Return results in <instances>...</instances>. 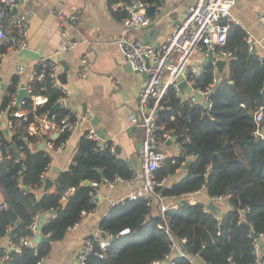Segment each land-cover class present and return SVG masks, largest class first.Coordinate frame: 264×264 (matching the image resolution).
<instances>
[{
    "label": "trees",
    "instance_id": "obj_1",
    "mask_svg": "<svg viewBox=\"0 0 264 264\" xmlns=\"http://www.w3.org/2000/svg\"><path fill=\"white\" fill-rule=\"evenodd\" d=\"M115 1L118 0H108V5ZM145 1L155 6L164 0ZM113 12L125 16L121 11ZM247 36L241 25H231L228 47L236 58L228 60L225 71L219 73L221 80L211 96V107L201 100H184L171 87L159 113V122L164 126L160 132L176 135L181 153H168L165 164L156 170L157 179L175 175L177 168L187 165L179 180L166 183L159 191L165 197H173L203 189L208 202L212 197L229 195L226 209L220 208L221 203L218 212L205 213L208 202L191 203L190 196H186L178 207L163 214L161 201L156 199L154 204V196L128 199L113 206L100 220L99 229L111 235L110 244L103 256L93 253L86 264H153L166 258L175 244L186 256L174 254V264H193L198 259L215 264H225L229 258L237 264L254 261L253 238L249 234L264 232V120L260 122L263 136L255 134L258 126L255 113L264 105V54L248 49ZM7 49V45L0 44V52ZM206 67L203 85L212 80L214 64L208 62ZM19 81V76H15L1 103L11 119L14 110L9 106L11 93ZM31 85L36 93L48 96V102L16 127L10 139L0 132L9 167L0 176L6 192L0 205L7 204L5 208L0 206V239L7 237L11 248L20 236L31 234L30 225L36 214L49 213L42 232L51 240L41 241L35 248L22 247L21 251L0 246V255L9 251V258L1 264H39L50 253L52 242L62 239L85 213L95 208L91 193H96L97 187L91 182L99 185L116 175L126 179L136 177L128 161L110 150L111 142L100 150L85 134L70 166L58 174L56 189L39 196L36 190L45 184L43 176L51 156L45 149L31 147L41 138L30 135L27 128L35 115L52 116L59 92L48 80H33ZM65 112L60 108L52 114L62 116ZM22 134L28 138L22 139ZM68 135L62 134L59 142H64ZM13 143L22 156L16 154ZM71 188L74 190L68 194ZM214 213H219V220ZM126 228L129 231L121 233Z\"/></svg>",
    "mask_w": 264,
    "mask_h": 264
},
{
    "label": "crops",
    "instance_id": "obj_2",
    "mask_svg": "<svg viewBox=\"0 0 264 264\" xmlns=\"http://www.w3.org/2000/svg\"><path fill=\"white\" fill-rule=\"evenodd\" d=\"M192 2L194 0H164L160 18L158 20L154 18L157 16L155 11L148 14L153 17L152 23L136 30L132 38L146 44L162 41L183 18L188 5ZM23 7L31 11L27 24L26 48L42 57L57 59L61 64L60 74L64 71L62 62H66L69 66V75L65 84L70 90L66 105L80 115V121L65 139L61 151L50 150L44 144V138L59 142L64 134L57 124L47 120L44 121L42 134L38 135L41 139L37 141V145L31 144L33 149H42L40 147L44 144L43 149L51 156L45 182L46 178H50L53 183L48 190H45L44 184L36 190L37 194L40 196L56 189L55 180L58 174L70 166L81 139L90 129L98 132L104 141L111 142L120 157L127 161L131 159L133 166L137 164V171H134L135 178L119 181L114 185L104 181L99 184L95 208L85 213L81 221L71 227L62 239L53 241L50 253L40 262V264H76L78 252L85 238L96 233L103 236L99 229L100 220L113 206L119 204L118 201L122 197L141 186L140 149L145 138V129L141 125H130L129 116L138 110L139 92L146 79L142 72L131 67L118 48L117 39L125 30L123 17L112 11L108 0H25ZM232 11L247 35L255 38L256 52L264 54V26L256 18L258 13L264 14V0H236ZM73 14L78 15L77 23L69 25L67 35L63 36L61 32L63 19ZM131 31L127 32L129 38ZM67 38L77 39L78 43L64 55H57L56 50L61 41ZM83 56H88L90 64L84 76H79L78 70ZM0 59V132L10 139L13 129L8 127L10 118L1 108V103L15 76L18 75L23 84L31 81L33 64L37 59L29 55H21L20 51L14 49L7 50ZM21 64H25L26 69L23 73H18ZM225 68L226 66L223 72ZM6 129L9 131L6 132ZM0 146H3L1 136ZM118 147L120 151L117 150ZM165 149L167 154L181 153V147L175 141L167 142ZM20 155H23L21 151ZM6 158L0 163V176L9 169ZM184 165L177 168L175 175L166 177L167 184L183 176L186 172ZM186 196L204 203L209 200L206 191L202 189L198 193L185 196H164L163 201L179 204ZM5 197L6 192L0 182V202L4 201ZM152 201L156 204L155 197ZM222 204L221 207L220 204L217 205L218 209L220 207L225 210L227 202ZM10 245L7 237L0 239V246L10 248ZM176 253L175 250L174 254Z\"/></svg>",
    "mask_w": 264,
    "mask_h": 264
},
{
    "label": "built area",
    "instance_id": "obj_3",
    "mask_svg": "<svg viewBox=\"0 0 264 264\" xmlns=\"http://www.w3.org/2000/svg\"><path fill=\"white\" fill-rule=\"evenodd\" d=\"M24 1L0 0V44L7 45V50L14 49L21 51L27 47V24L31 11L23 7ZM235 3L236 0H194V2L188 5L186 13L179 23L162 41L155 44H146L138 39L129 38L127 35V32L131 30L144 28L152 23L153 17L147 14V8L150 6L148 2L145 0H118L110 5L113 11L125 13L122 20L125 30L117 39L119 50L127 58L134 70L148 72V78L139 92L138 110L129 116L130 125H141L145 129V138L140 149V178L142 183L136 190L122 197L118 203L125 202L128 199H149L154 196L161 201V211L163 214L171 207H178V204L170 205L164 202V196L158 189L166 184V178L158 180L156 177V170L165 164L168 155L165 149L166 144L169 141H175L179 145L176 135L172 132H160L164 126L159 122V113L163 109V99L171 87L174 88L176 94L182 99L189 102L201 100L208 107H211V96L221 80L215 61L226 60L228 62V60L236 58L234 51L228 47V32L231 25L239 24V20L232 11ZM162 7V4L155 5V14L157 16L154 18L156 20L160 18ZM14 10H17V12L13 13ZM256 18L264 26V14L258 13ZM77 20V14L63 19L61 27L63 36L67 35L68 26L76 24ZM8 25L11 27L10 29ZM246 42L248 49L253 51L256 46L255 38L248 35ZM77 43V39L67 38L62 40L56 50V54L64 55ZM6 52H0V57ZM210 55H213L215 59L213 62L212 80L203 85L201 83L207 72L206 63H208L207 59ZM89 64L88 56H83L78 70L79 76H84ZM25 69L26 65L21 64L18 67V73H23ZM60 69L61 64L57 59L42 56L37 59L33 64L32 79L28 84H25L29 98L17 104L19 90L23 85L21 80L11 93L9 106L13 107L14 110L11 112L12 119L8 120V127L10 129L14 130L16 127L22 126L28 120L31 113L35 114L38 109L48 102V96L36 93L31 85L33 80H48L50 86L59 92L55 104H63V109L66 112L62 116L51 114L52 116L49 117L47 113L35 115L34 120L30 122L27 128V132L30 135L42 134L43 124L46 120L57 124L63 133H70L74 130L80 121V115L66 105L70 90L59 78ZM182 81H186L184 90H181L179 87ZM198 95L200 96L198 97ZM262 120H264V105H261L255 113V121L258 125L255 132L256 135L263 136V132L260 129V122ZM86 136L88 139L95 141L97 149L101 150L109 146L94 129H90L86 133ZM21 138L27 139L28 137L22 134ZM186 140H190V138L186 137ZM44 144L50 150L58 152L62 150L64 142L58 143L44 138ZM110 150L115 152L116 147L111 144ZM6 156L5 147L0 146V163ZM188 157H191V155ZM45 177L44 175L43 183L45 182ZM125 180L127 179L116 175L114 179H105L104 182L114 185L119 181ZM91 183L97 187L98 191V183ZM73 190L74 188L69 189L68 194ZM201 190L193 193H198ZM96 195L97 192L91 193L93 200H96ZM228 197L229 195L215 196L210 201L219 205L227 201ZM197 201L199 200L190 199L191 203H196ZM0 206L1 208H5L7 204L3 202ZM210 211L206 204L204 212L209 213ZM214 214L216 219L219 220V213ZM53 217L56 218V215L53 214ZM40 218V214L34 216V220L30 225L31 234L20 236L19 242L14 243L11 249L21 251L22 247L35 248L37 246L33 237L38 232ZM160 227L163 226L161 225ZM166 230L169 232L168 226ZM128 231L129 229L126 228L121 233ZM105 234L106 237L96 233L85 238L78 252L76 264H86L88 257L93 253L97 256L104 255L111 238L110 234ZM249 235L253 238L252 253L254 255V261L250 264H264V232H251ZM96 244L98 245V249L96 248ZM175 250L177 252L176 256H186L178 244H175L171 252L166 255V258L156 260L153 264H174L175 256L173 254ZM7 258H9L8 250L0 255V264ZM193 264L215 263L203 262L198 259L193 260ZM225 264L237 263L229 258V261Z\"/></svg>",
    "mask_w": 264,
    "mask_h": 264
},
{
    "label": "water",
    "instance_id": "obj_4",
    "mask_svg": "<svg viewBox=\"0 0 264 264\" xmlns=\"http://www.w3.org/2000/svg\"><path fill=\"white\" fill-rule=\"evenodd\" d=\"M155 6L154 5H151L147 8V14H152L154 13L155 11ZM17 10H14L13 13H16ZM9 19V18H8ZM139 29H143V28H139ZM138 30V29H137ZM136 30H132L131 32V38L133 37V34ZM253 52H256V48L253 49ZM20 54L21 55H29L31 57H34L36 59H39L41 58L40 54H37L35 52H32V50L28 49V48H24L23 50L20 51ZM215 61L213 55H210L207 59V62L209 63H213ZM63 66H64V71L60 74V79L62 82L66 83L67 82V78H68V71H69V66L66 64V62H62ZM215 65L216 67L218 68V71L219 72H223V69L224 67L227 65V61L226 60H217L215 61ZM143 75H144V78L147 79L148 78V72L147 71H143L142 72ZM179 87L181 88V90H184V88L186 87V81H182L180 84H179ZM200 95H198L199 97ZM26 98H29V94L27 92V88L25 87V84L22 85V87L20 88L19 90V95H18V100H17V104H19L22 100L26 99ZM61 106H64L63 104H56L52 110H51V114L54 113V111L58 108H60ZM9 130L6 129V132H8ZM12 147L13 149L16 151V154L19 156L20 155V150L18 149L16 143H13L12 144ZM40 148H44V144L41 145ZM118 151H120V148L118 147L117 148ZM129 165L133 168L134 171H137V164H132V160L130 159L128 161ZM186 164L184 165V167L186 168ZM102 173V171H101ZM53 183V180L50 179V178H46V182H45V190H48L49 187L52 185ZM208 208L213 211V212H218V206L216 204L213 203V201H210L208 204H207ZM54 213V212H53ZM49 215V213H45L41 216L40 218V221H39V226H38V232L35 234V236L33 237V240L36 242V243H39L41 241H49L51 240V238L49 236H44L43 235V232H42V229H43V223H44V220L47 218V216ZM250 227V225H249ZM12 234V231L9 233V235ZM103 237H106V234L103 233ZM263 247H264V244H263ZM12 250V249H11Z\"/></svg>",
    "mask_w": 264,
    "mask_h": 264
},
{
    "label": "rangeland",
    "instance_id": "obj_5",
    "mask_svg": "<svg viewBox=\"0 0 264 264\" xmlns=\"http://www.w3.org/2000/svg\"><path fill=\"white\" fill-rule=\"evenodd\" d=\"M200 197V196H199ZM201 199V198H200ZM221 204V203H220Z\"/></svg>",
    "mask_w": 264,
    "mask_h": 264
},
{
    "label": "bare ground",
    "instance_id": "obj_6",
    "mask_svg": "<svg viewBox=\"0 0 264 264\" xmlns=\"http://www.w3.org/2000/svg\"><path fill=\"white\" fill-rule=\"evenodd\" d=\"M264 248V247H263Z\"/></svg>",
    "mask_w": 264,
    "mask_h": 264
}]
</instances>
